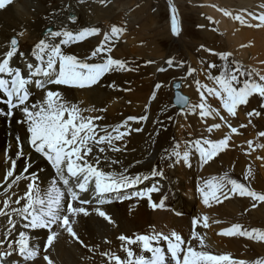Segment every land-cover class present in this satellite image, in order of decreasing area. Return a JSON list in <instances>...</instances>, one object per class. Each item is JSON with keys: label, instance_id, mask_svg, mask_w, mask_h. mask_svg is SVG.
I'll return each mask as SVG.
<instances>
[{"label": "snow or ice", "instance_id": "obj_1", "mask_svg": "<svg viewBox=\"0 0 264 264\" xmlns=\"http://www.w3.org/2000/svg\"><path fill=\"white\" fill-rule=\"evenodd\" d=\"M11 2L12 0H0V9H4ZM101 2L103 3V0ZM169 8L172 12L171 31L179 35L176 9L171 2H169ZM223 14L231 15L227 11ZM234 19L244 23L240 16ZM252 19L259 22L257 27L264 25V14L252 15ZM68 21L72 24L78 22L77 18L72 16L68 17ZM122 31L121 28L112 26L110 32L103 33L102 39L90 54L80 58L64 49L73 43L100 36L101 30L98 27L70 29L62 23L59 30H45L29 54L21 52L19 40L12 37L7 44V50L0 57V101L7 105L5 115L8 118H12L16 112L20 113L16 123L21 125L24 131L23 136L15 137L14 157L5 153L7 167L5 174L0 178V195H2L0 217L7 218L4 225L5 231L0 235V248H3L0 251V264H11L9 258L13 255H18L25 264H29L40 255L41 249L31 243V237L25 231H19L18 221L23 223L25 229L47 230L46 239L42 244L44 253L42 258L45 264H55L49 252L55 247L62 233H67L73 241L88 247L76 229L79 217L87 218L94 213L115 227L112 215L103 207L114 201L146 199L148 207L152 210L165 208L167 197L155 184L144 190L127 191L135 189L150 176L166 175L159 167H152L146 175H129L128 167L123 165L119 170L108 171L106 164L111 167L121 162L107 155L103 157L97 155V152H121L123 148L117 146V142L124 141L132 131H142L139 127L132 128L129 121L140 123L148 120L149 117L147 115L130 116L116 125L100 124L97 122L104 120V116H92L85 113L104 112L106 109L81 108L62 91L49 88V85L64 86L68 89L92 88L110 72L138 70L129 67L125 60L111 55L113 45ZM18 35L23 36L24 33L21 32ZM204 51L223 61L217 75L209 73L207 76L215 87L202 85L199 80H195L193 74L196 69L188 67L186 75L181 79L186 80L189 77L194 79L199 101L192 103L185 96L180 95V84L177 83L174 85L177 89L174 104L180 105L185 115L196 114L199 110L198 115L204 122L208 117H219V120L230 129V134H238L237 127L231 124L229 118H234L238 108L241 105H247L250 97L253 96L259 97L261 100L259 107L264 109V76H260L257 82L252 79L250 72L242 69V66L237 65L233 70L229 62L231 53H218L210 48ZM16 57L23 61L24 68L13 63ZM166 63L169 68L174 66V61L171 59ZM175 66L184 67L182 63ZM207 68L216 69L217 65L208 63ZM157 70L164 71L163 68ZM245 76L247 79L242 80L241 77ZM33 87L41 92L40 98L35 100L32 99ZM111 87L115 88L116 85L112 84ZM162 87L161 83L155 84L148 104L157 99V92ZM205 93L207 96H214L220 100L227 116L210 106ZM147 110L148 105L145 106V111ZM247 115L259 117L262 113L253 109ZM251 122L250 119L248 123L251 124ZM221 126V123L214 122L206 127V131L213 134L214 130L221 129ZM239 127L244 128L246 125L241 124ZM230 134L215 140L205 137L185 140L183 151L180 150V144H174L170 149L164 150L161 160L191 167L192 156L198 154L201 166L206 165L231 147ZM258 137H264V131L259 132ZM25 143L53 170L54 176L46 188L42 186V178L31 169L32 158L24 160ZM247 144L253 151L264 148V144L259 143L254 147L253 141H248ZM105 145L107 147H104ZM257 159L261 157L258 156ZM18 162L23 163L19 171H17ZM136 163L140 164L141 161L138 160ZM251 171L249 167L244 175L245 180L249 179ZM22 183L23 191L18 193L16 188ZM197 191L205 206H211L213 202L222 203L233 195L249 198L253 208L258 204H264V191H256L239 180L231 178L227 173L204 181L203 186H198ZM153 193H161L158 202L153 199ZM175 215L181 216L183 213L175 212ZM216 222L219 223V221ZM201 224L207 228L208 217L192 218V230L187 239L175 230L165 234L154 228L149 234H133V236L120 234L117 239L121 242L120 250L125 253V258L111 251H102L100 255L107 259L108 264L113 262L114 264H264V258L247 262L235 260L228 254L218 255L209 252L206 250L203 236L197 231ZM218 234L225 237H244L264 243V230L245 229L239 223L221 230ZM5 241H7L6 244ZM161 242L166 244V250L161 247ZM193 242L198 243L194 245ZM104 243L110 242L105 240ZM132 245L138 246L139 253L133 250ZM89 251L94 249L89 248Z\"/></svg>", "mask_w": 264, "mask_h": 264}, {"label": "bare ground", "instance_id": "obj_2", "mask_svg": "<svg viewBox=\"0 0 264 264\" xmlns=\"http://www.w3.org/2000/svg\"><path fill=\"white\" fill-rule=\"evenodd\" d=\"M206 1L208 0H204V2ZM230 1L234 0H223L221 6L224 3L225 4L223 6H238V10L240 9L242 11L243 8L246 12L242 11V13L247 14V16L250 14V16H252L253 12H263L264 14V11H260L259 9L258 4L260 0H241L236 1L235 4H230ZM218 3H220V1L217 2V4ZM218 5L217 7H221L220 4ZM244 5L246 6L243 7ZM127 6H129V3L127 4L125 0H103V3L101 0H12V2L4 9H0V53L7 50V44L9 43L11 36H15L19 40L20 51L25 54H29L30 50L34 44L38 42L41 38V34L45 30H59L62 23L70 29H78L80 27H98L101 30L100 36L91 37L80 43H73L64 49L70 54H76L80 58H83L85 54H90L91 50L99 43L100 39H102L103 33L110 32L111 27L116 25V19L115 17H112L111 10L121 8L120 12H125L128 9ZM206 10L208 12L210 11L209 15L213 17L214 25L217 23V28L225 31V40L222 37L218 38L217 36L215 37L211 34L213 33L212 28L215 26L206 20L205 24L207 27L203 30L202 34L206 35V37L208 36L209 38H206L205 36L201 37L208 40V44L211 46H216L213 48L218 49L219 46L217 45L222 47L232 45L230 47L232 49L229 50H232L234 56L237 58L235 60L236 62L229 58V62L233 68L236 67L238 63L241 66L246 63L244 55L252 56L251 62L253 64L260 61V57L264 55V28L256 29L252 34H243V32L237 29L230 22V19L224 18L220 13H214V11L210 8H207ZM69 16L76 17L78 22L76 24L70 23L68 21ZM138 18L143 17L138 16ZM126 20L130 21L129 18H126ZM144 21L146 22V20ZM144 21L139 24L140 28L146 26ZM169 23L170 22H168V24ZM179 23L180 22H178V24ZM122 30H124V28H122ZM125 30H127V32ZM125 30V37H128L131 34L130 28L129 30L125 28ZM21 32L24 33L23 36L18 35V33ZM127 33L128 35H126ZM122 36L124 37L123 31L119 39L115 41L111 55L114 58L125 60L129 67L137 68L138 70L131 72H110L102 78L98 85H94L92 88L68 89L54 85L51 89L62 91L81 108H94L97 110L100 108L106 109L104 112L93 111L91 113H85L86 115L92 116H104V120L97 122L100 124L116 125L130 116L138 117L141 115H147L149 117L148 120L141 121L140 123H133L129 121L132 128L139 127L142 128V131H132L130 135L125 137L124 141L117 142V146L123 148L121 152L107 151L102 153L101 157L107 155L110 158L117 159L121 162L111 167H108L106 164L105 167L108 168L106 170H119L123 165L124 167H128L129 175L148 174L152 167H159V169L165 172L166 175L163 177L150 176L148 180H145L143 183L137 185L135 189H128L127 191L132 192L136 190H144L146 187H151L155 184L161 188L163 195L167 197L165 204L168 205L169 208L168 211H164V209L152 210L148 207L146 199L137 200L135 198L132 200H125L123 202L114 201L111 204L104 205L103 207L105 210L112 215L116 226L114 227L113 225L108 224L103 220V218L96 216L94 213L87 218L79 217V223L76 226V229L81 239L88 247H84L80 243L73 241L67 233H62L58 238L55 247L50 249L49 254L51 258L55 261V264H108L107 259L102 257L100 252L111 251L120 255L122 258H125V253L120 250L121 242L117 239L120 234L128 236H133V234H149L154 228L156 231H163L165 234H168L171 230H175L187 239L190 237L192 230V218L204 216L208 217V229L203 227L201 224L198 226L197 231L199 235L204 238L207 246L206 250L218 255L228 254L232 258V254H243L242 259H235L238 261L243 260L251 262L258 258H264V243L252 241L244 237H225L218 234L221 230L226 229L225 227L229 221L228 217H230L228 212H236L235 210L237 208L234 205L235 201H232L233 199L231 198L235 197L239 202L245 204L244 200H247L246 197L242 198L238 195H233L230 199L223 200L222 203L217 204L213 202L211 206H205L202 203L200 193L197 191L198 186H203L204 181L214 176L218 177L224 175L225 173L229 174V176L231 175V178L237 179L243 183L241 177L238 176L240 174H242L241 176H244L249 167H251L252 171L251 176L247 181V185L249 184L250 187L252 186L257 191H264V181L262 183V181L258 179V173L256 171L257 168L262 166V164L255 161H248L245 156L242 157L239 152L232 149L226 150L217 156L213 161H210L208 164L203 166H201L199 162L198 154L194 155L191 158V167H188V169L187 166H183L182 164H172L171 161L161 160V154L165 149H170L174 145L176 142L174 141V136L179 135V126L176 125L177 120L180 119L181 122L184 120L187 123L186 126H189V132H193V138L190 137V139H187V137H185L186 135L184 136V133L180 134L183 136L182 138H185L186 140H193L195 137H197V139L201 137L214 140L220 139L223 138L221 133L222 128L214 130L213 134H209L206 131V127L215 122L212 120L213 117H208L206 122H204L201 120L198 113L185 115L183 111L177 110L172 106L171 83L175 80H180L182 82V92L185 87L189 86L188 90L186 88L188 91L186 94L190 96V102L197 103L199 101V93L196 91L194 79L192 77H189L186 80L181 79V77L186 75L187 67L185 64H183V68L177 67L175 65L180 63L171 59L174 61V66L169 68L166 63V61L170 59L169 57H164L162 55V57H160L157 56L158 54L154 55L155 57L148 56L145 51L147 46L144 47V44L141 50H136L135 54L132 55L133 53H131L129 49V45L131 44L129 39L128 42L130 44L128 45V42L126 43L122 40ZM258 40L261 43L260 45ZM138 41L139 39L137 41L135 40V43ZM175 41H178L179 43L183 42L181 31L179 32L178 37H175ZM245 43H250V48L248 47L249 50L247 51L248 54L245 50L238 51L239 48H235L236 46H241ZM133 44L134 43H132V45ZM194 46H198L197 43H194ZM158 48L159 47H156V49ZM149 50L151 51L150 48ZM198 52L201 58L195 56V60L197 66L199 65L198 67H200L201 70H196L193 76L195 77V80H199L202 85H207L208 87L213 85L215 87L212 81L208 80V82L205 78H207L209 73L217 75L223 61H220L216 56H212L204 52V50ZM152 53H150V55ZM192 53L193 52H190V54ZM249 56H247V58H249ZM15 59L23 63L19 57H16ZM133 59L136 61L138 60L139 62L140 60H144L147 61V64L154 65L153 70L156 69V73L153 71L152 76L156 81L155 84L161 83L163 85V87L157 92V99L152 101L151 104H148V101L155 85L151 87L152 83L149 82V74L146 76L142 74V72H146V68H142L144 64L134 67L135 65H132ZM190 60L193 61L192 57ZM149 61L152 63H148ZM232 61L236 64V66L232 64ZM208 63H216L217 68L208 69ZM193 66L197 68L196 65ZM158 68H163L164 71H158ZM167 79L171 80L170 86L166 83ZM241 79L243 80L244 77H241ZM112 84H115L116 87H111ZM32 91L34 93L32 98L33 100L40 98L41 92H36L35 87H33ZM210 99H207V101H210ZM146 105H148L147 112L145 111ZM249 106L247 104L243 107ZM218 108L220 109L218 111H220L221 114L227 116V113L224 112L220 102ZM247 112V108H238L237 110L238 116L242 120H247ZM19 117V113L16 112L12 118L7 119L3 114V108L0 104V178H2L5 174L7 167L5 165V153L7 152L14 157L16 152L15 137L16 135H24L21 125L16 123V120ZM169 117H171V119H169ZM216 118V121H220L219 117ZM232 123L235 122L231 121V124ZM221 124L224 125L222 121ZM104 147L107 146L105 145ZM24 148L26 153L24 160H28L29 157L32 158L31 169L35 172V174L42 178V186L46 188L50 183L53 174L29 149L26 143ZM181 148V151H183L184 145ZM138 160L141 161L140 164L136 163ZM22 167L23 163L18 162L17 171L22 169ZM194 171L197 173L194 174ZM262 171L264 174V169ZM23 187L22 183L16 188V191L18 193H22ZM177 192L180 194L178 195ZM160 196L161 193H153V199L157 202ZM0 200H2V195H0ZM186 200L196 202L199 205V209L194 212L193 209L187 206L185 202ZM254 211L255 214H253L254 212H250L252 214L243 216V219L246 220V222H254L255 225L259 223L256 220L262 219L260 222L262 224L263 221L264 225V219L256 216L257 211ZM175 212H181L183 215L177 216L175 215ZM237 214L239 213L237 212ZM6 219V217H0V235H2L5 231L4 225L6 224ZM216 221H219V223ZM231 222L234 223V221ZM260 227H262V225ZM251 228L254 227L251 226L246 229ZM18 229L19 231H25L31 237V243L41 249L40 255L36 258V260L29 262V264H45L42 258L44 254L42 251V244L46 239L47 230L32 231L30 229H25L23 223L19 221ZM236 238H244L247 241L245 240L246 242H243L234 240ZM105 240L110 243H104ZM6 243L7 241H5V244ZM193 243L195 245L198 242ZM131 247L134 251L139 253L138 246L132 245ZM161 247L166 250V244L164 242H161ZM89 248H93L94 251H89ZM2 250L3 248H0V251ZM9 259L12 264H25L23 259L18 255H13Z\"/></svg>", "mask_w": 264, "mask_h": 264}, {"label": "rangeland", "instance_id": "obj_3", "mask_svg": "<svg viewBox=\"0 0 264 264\" xmlns=\"http://www.w3.org/2000/svg\"><path fill=\"white\" fill-rule=\"evenodd\" d=\"M125 1L127 2V4L129 3V6H127L128 9L125 12L124 11L120 12L121 8L113 9V10H111V12H112V17H115V19H116V23H115L116 25H114V26H117L121 29L124 28V30H125V28L128 30L130 28L131 34L128 37H125V31L127 32V30H125V31L123 30V34H124L125 39L122 36V40H124L127 43L128 39H129V42L131 44L129 42L127 44L128 45L130 44L129 49H130L131 53H133L132 55L135 54L136 50L137 51L141 50V48H143L142 46L144 44V47L147 46L145 48V51H146V54L148 56L155 57L154 55L158 54L157 56H160V57H162V56L169 57L170 59H173L175 62L185 64V66L187 68L192 67V68L199 70V71L201 70V68L198 67L199 65L197 66L195 59H196V57L201 58L198 51H202L206 48H210L213 51L218 52V53H220V52L231 53V56L229 58L231 60H234V61L237 59L236 56H234V53L232 52V50H229V49H232V48H230L232 45L227 46V47H222L220 45H217V46H219L218 49L213 48L216 46H211L210 44H208L209 43L208 40L203 39L201 37V36L206 37V35L202 34L203 30L207 27L205 24V20L217 28V23H215V25H214V19L212 16L209 15L210 11L208 12L206 10L207 8L212 9L214 11V13H220L224 18L230 19V22L237 29H239L241 32H243V34H248V33L252 34L256 29L264 28V25L257 27L256 25L259 22L257 20H253L252 16H250V15L247 16V14H243L242 11H245L243 8L241 11L240 9L238 10V6H230V5L223 6L225 3L222 4V6H221V3L223 0H218V1L208 0L206 2H204V0H125ZM219 1H220V3H218V4H220L221 7H217V5H218L217 2H219ZM236 1H241V0L230 1L231 2L230 4H235ZM169 2H171V5L176 9L175 15H176L177 21L180 22L179 24L177 22V24H178V29H179L178 31L179 32L181 31V34H182V41H183L182 43H179L178 41L176 42L175 37H178V35H175L172 33V31H170L171 30L170 25H171V21H172V12L169 8ZM258 5H259L260 11H264V0H260ZM245 6L246 5H244L243 7H245ZM234 8H236L237 10ZM225 11L229 12L231 15L225 16L223 14ZM253 14L258 16V15L263 14V12H261V13L260 12H257V13L253 12ZM138 16H142L143 18H138ZM236 16H240L241 19L244 21V23H241L240 21L235 20L234 17H236ZM126 18H129L130 21L126 20ZM115 19H113V20H115ZM134 20H136L137 22ZM144 20H146V22ZM142 21L145 22L146 26L140 28L139 24H141ZM168 22H170V23L168 24ZM248 25H252V26H248ZM215 27L212 28L213 33H211V34L215 37L217 36L218 38L222 37L225 40V31L222 29H218V28L216 29ZM132 31H135V32H132ZM126 35H128V33ZM206 38H209V37L207 36ZM138 39H139V41H138L139 43L138 42L135 43V40L137 41ZM154 40H156V41H154ZM132 43H134V44L132 45ZM194 43H197L198 46H194ZM258 43H259V45L261 44L259 40H258ZM187 44H188V46H187ZM148 45H149V47H148ZM249 45H250V43H248V44L245 43L244 45L236 46L235 48H239L238 51L245 50V52L248 54L247 51L250 48ZM131 47H132V49H131ZM138 47H140V48H138ZM153 47H154V49H156V47H159V48L154 50ZM149 48L151 49V51L149 50ZM191 48H192V50H191ZM256 49H257V46H256ZM259 51H261V50H259ZM152 52L155 54H153ZM190 52H193V53L190 54ZM197 52H198V54H197ZM204 52H206V51H204ZM150 53H152L153 55L152 54L150 55ZM247 56H249V55H244V58H246V63L242 66V69L243 70L245 69L244 70L245 72H250L252 75V79H254V80L256 79V81L259 82V77L264 76V55L262 57H260V59H259L260 61L257 60L258 62L256 64H253L251 62L252 56H249V58H247ZM191 57H192L193 61L190 60ZM130 60H132V59H130ZM137 61L133 59L132 65H135L134 67H136L138 65L144 64L142 66V68H144V69L146 68L145 69L146 72H142V74L144 76L149 74V76H150L149 82L152 83L151 87L154 86L156 83L154 77L152 76L153 71H154V73H156V69L153 70L154 65L147 64V61H144V60H140V62L138 61L139 63ZM144 62H146V63H144ZM232 64L234 66H236V64L233 61H232ZM193 65H196L197 68H195ZM238 65H239V63H238ZM239 66H241V65H239ZM234 69H235V67L233 68V70ZM169 79L166 80V83H168V86H170V81H171ZM205 79H206V81H208L207 78H205ZM244 79H247V77L245 76ZM211 86L214 87L213 85H211ZM186 88L188 90L189 86L185 87V89H184L185 93L183 91L184 94H186L188 92L186 90ZM205 94L207 95V93H205ZM186 95H188V94H186ZM254 98L256 99V101ZM207 99L208 100L210 99V101H208V103L210 104V106L212 108L216 107L215 109L220 110L218 108L219 102H220L219 99H217L214 96H207ZM253 101H255V102H253ZM259 102L261 103V100L259 99V97H257V96L250 97V102L248 103V106L249 105L250 106L249 107H243L245 105H241L239 108H245V109L247 108L248 112L252 111L255 108V110L260 111L262 113L261 116H259V117H247L248 116L247 115L248 112H247L246 113L247 120H242L238 116V113H237V115L234 118H229V120H231L232 122H235V123H232V125L234 127H237L238 134H230V129L225 124L224 125L221 124L222 125L221 126V128H222L221 133L223 136L225 134L231 135V141H230L231 147L229 148L230 150L232 149L234 151L239 152L240 155H242V157L245 156L248 161H255L257 163L262 164V166H260V168H257L256 171L258 173V179H260L263 183V181H264L263 175L264 174H263L262 170L264 169V165H263L264 148H257L255 151H253L252 149L248 148V144H247L248 141H253L254 147L257 143L264 144V137H258V133L261 131H264V109L259 107V105H260ZM198 111L199 110H197V113H198ZM250 119L252 121L251 124L248 123V121ZM212 120L215 121L216 123H221V121H216L217 118H212ZM186 124L187 123L184 120H182V122H181L180 119L177 120V122H176V125L179 126V135L174 136V141H176L174 144H180V150H182L181 147L184 145L183 142L186 140L185 138H182L183 136L180 134L184 133V136L186 135L185 137H187V139H190V137L193 138V132L192 131L189 132V129H188L189 126L188 125L186 126ZM241 124L246 125V127L240 128L239 126ZM195 139H197V137H195ZM246 153H250V154L246 155ZM258 156L261 157L262 161H261V159L260 160L257 159ZM187 169H188V167H187ZM193 173L195 174L197 172L194 171ZM260 174L263 177H261ZM241 175L242 174H240L238 177H241L242 182L244 184L246 182V185H247L248 180H245L243 178L244 176H241ZM251 188H253V187L251 186ZM177 194L179 195L180 193L177 192ZM242 198H245V197H242ZM231 199H233L232 201H235L234 205L236 206L237 209L235 210L236 212H234V211L228 212V215L230 217H228L229 221H228V224L226 225L225 228H229L231 225L240 222L239 224H241L245 229L253 226L254 228L264 230L263 221H262V224L260 222V220H262V219L256 220L259 222L257 225H255L254 222H251V221L246 222V220L243 219V216H246L247 214H252L250 212H254L253 214H255L254 210L257 211L256 216L262 217L264 219V204H258L255 208H253L252 207V201L247 197H246L247 200H244L245 204L239 202L237 200V198H235V197H233ZM185 202H186L187 206H189L191 209H193L194 212L199 209V205L196 202L191 201V200H186ZM259 207H261L262 209ZM237 212L239 214H237ZM241 212H243V213H241ZM231 218L234 220H232ZM235 218L236 219L239 218V219H237L238 221ZM231 221H234V223ZM261 225H262V227H260ZM207 229H208V227H207ZM222 239H224V238H222ZM234 240L243 241V242L247 241L244 238H236ZM246 247H249V246H246ZM232 256L234 259H242L243 254H238V255L232 254Z\"/></svg>", "mask_w": 264, "mask_h": 264}, {"label": "water", "instance_id": "obj_4", "mask_svg": "<svg viewBox=\"0 0 264 264\" xmlns=\"http://www.w3.org/2000/svg\"><path fill=\"white\" fill-rule=\"evenodd\" d=\"M12 37H15V36H11L10 39ZM10 39H9V42H10ZM179 83L180 84V89H179V94L182 95V96H185L188 100H189V97L187 95H185L184 93H182V90H181V87H182V82L180 80H175L172 82L171 84V91H172V98H171V104L174 108H176L177 110H182L181 106L180 105H175L174 104V101H175V95L177 93V89L174 87L175 84Z\"/></svg>", "mask_w": 264, "mask_h": 264}]
</instances>
